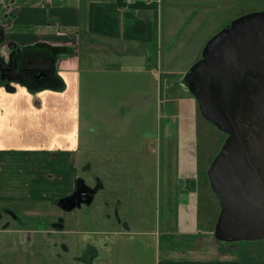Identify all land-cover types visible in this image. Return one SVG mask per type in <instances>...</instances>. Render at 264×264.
I'll list each match as a JSON object with an SVG mask.
<instances>
[{"label": "crops", "instance_id": "1", "mask_svg": "<svg viewBox=\"0 0 264 264\" xmlns=\"http://www.w3.org/2000/svg\"><path fill=\"white\" fill-rule=\"evenodd\" d=\"M166 3L173 4L0 0V64L8 76L0 80V202L7 215L15 214L12 204L40 206L68 195L80 178L79 164L89 168L94 161L95 147H126L119 133L125 124L132 133L134 129L130 147L136 151L150 155L154 146L165 154L172 150L175 122L161 116L157 73ZM38 70H51L63 88L31 89L21 82L34 86ZM46 82L60 84L57 78ZM199 164L206 173L208 164ZM180 165L183 181L176 191L166 187L165 215L160 219L158 210L154 229L126 227L119 234L151 240L152 264H264L245 258L240 245L217 240L207 221L201 227L199 168L188 156ZM175 205L183 207L179 215L173 213ZM31 212L53 215L41 207ZM8 220L3 232L9 231ZM68 223L61 217L44 234L60 233ZM90 244L96 248V242Z\"/></svg>", "mask_w": 264, "mask_h": 264}, {"label": "rangeland", "instance_id": "2", "mask_svg": "<svg viewBox=\"0 0 264 264\" xmlns=\"http://www.w3.org/2000/svg\"><path fill=\"white\" fill-rule=\"evenodd\" d=\"M172 2L171 6L167 3L165 6L157 65L163 97L161 116L168 115L175 122V136L169 141L172 150L165 154L154 146V153L150 155L136 151L130 147V142L134 140V129L132 133L125 124L119 133L121 144L126 141V147H95L94 161L89 168L82 164L78 166L80 178H85L90 184L99 178L103 184L94 193L90 204L70 211L52 206L56 201L40 203V206L35 203L23 206L12 204L15 208L13 218L7 215L0 202V264H80L75 261L79 252L74 243L78 239L96 242L98 254L94 264H152L151 240L142 242L138 235L124 237L119 232L126 227L131 231L154 229L158 210L160 219L165 215L166 187L176 191L183 181L180 177L182 165L179 167L178 163L184 162L187 156L193 158L199 168L197 185L200 202L197 218L202 223L201 227H206L207 221L214 228L220 205L202 174L204 172H200L199 163H211L226 135L201 116L183 76L201 57L206 41L213 34L243 14L264 10V0ZM153 54L151 52V59H155ZM151 64L156 65L153 60ZM40 207L50 211V214L53 211V215L41 217L40 213L31 212ZM174 207L177 211L173 210V213L179 215L183 207ZM59 216L69 219L65 230L44 234V229L52 226ZM8 219H11L9 231L3 232V222ZM73 219L76 222H72ZM46 237L51 240H46ZM28 238H31L30 244L25 245L23 239ZM233 243L241 246L245 258L255 262L264 261L263 240Z\"/></svg>", "mask_w": 264, "mask_h": 264}, {"label": "water", "instance_id": "3", "mask_svg": "<svg viewBox=\"0 0 264 264\" xmlns=\"http://www.w3.org/2000/svg\"><path fill=\"white\" fill-rule=\"evenodd\" d=\"M183 81L201 116L226 135L206 169L220 205L214 237L264 241V10L243 14L213 34ZM99 188L58 202L70 211L91 203Z\"/></svg>", "mask_w": 264, "mask_h": 264}, {"label": "flooded vegetation", "instance_id": "4", "mask_svg": "<svg viewBox=\"0 0 264 264\" xmlns=\"http://www.w3.org/2000/svg\"><path fill=\"white\" fill-rule=\"evenodd\" d=\"M82 178L83 177L77 178L75 180V184L73 186V189L71 190V192L68 195L74 194L75 198L77 199L78 196H82L83 194H87L90 191V188L94 187L96 184H98V186L102 187L100 181H96L95 183L90 184L88 181L85 180V178H83V179ZM81 200H83V199H81ZM83 204H85V203L81 202V204L79 206L74 207V208H79ZM54 205L56 207H58L59 209L65 211L62 208V204L59 203L58 200L54 203ZM60 219H61V217L59 216L58 220H60ZM54 223H56V221ZM44 230H46V229H44ZM23 240H24V244L27 245V244H30L31 238H28V240H25V239H23ZM87 241H83V240L78 239L74 243L75 244V248L79 252L78 255L75 257V261L80 263V264H91L92 258L96 254V251H97L95 246L93 244H90L91 242L89 243ZM41 264H42V262H41Z\"/></svg>", "mask_w": 264, "mask_h": 264}, {"label": "trees", "instance_id": "5", "mask_svg": "<svg viewBox=\"0 0 264 264\" xmlns=\"http://www.w3.org/2000/svg\"><path fill=\"white\" fill-rule=\"evenodd\" d=\"M118 5H122V2L121 0H116ZM138 5H144V4H135V5H131L130 7H135V6H138ZM141 7H144V6H141ZM2 65L0 64V70L3 74V76L6 78L7 76V68L5 67H1ZM38 74H40V76H37ZM38 74H35L34 76V80H33V84H35L34 86L30 85L29 83L27 82H24V80H21V82L25 83L26 85H28L31 89L33 88H44V87H54L55 89H62L63 88V81L57 77L54 73L51 72V70H38ZM8 77V76H7ZM54 78H57L59 81H60V84L59 85H55L50 82V83H47L46 81H52ZM204 176L206 177V181L208 182V178L205 174V172L203 173Z\"/></svg>", "mask_w": 264, "mask_h": 264}, {"label": "built area", "instance_id": "6", "mask_svg": "<svg viewBox=\"0 0 264 264\" xmlns=\"http://www.w3.org/2000/svg\"><path fill=\"white\" fill-rule=\"evenodd\" d=\"M162 0H121L125 6L135 5V4H144L148 6H155L159 8Z\"/></svg>", "mask_w": 264, "mask_h": 264}]
</instances>
